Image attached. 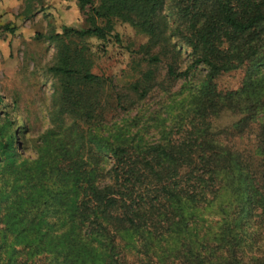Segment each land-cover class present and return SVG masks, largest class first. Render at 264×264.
Masks as SVG:
<instances>
[{
	"label": "trees",
	"instance_id": "obj_1",
	"mask_svg": "<svg viewBox=\"0 0 264 264\" xmlns=\"http://www.w3.org/2000/svg\"><path fill=\"white\" fill-rule=\"evenodd\" d=\"M68 1L77 25L35 35L55 51L38 156L0 164V264H264V0ZM116 21L149 39L125 90L85 45Z\"/></svg>",
	"mask_w": 264,
	"mask_h": 264
},
{
	"label": "rangeland",
	"instance_id": "obj_2",
	"mask_svg": "<svg viewBox=\"0 0 264 264\" xmlns=\"http://www.w3.org/2000/svg\"><path fill=\"white\" fill-rule=\"evenodd\" d=\"M24 3L25 0H0V26L14 30L13 33L0 30V96L4 98L0 107V164L5 162V166L12 147L18 148L15 166L37 158L38 139L49 128L52 81L43 73L52 63L55 51L35 35L58 30L59 22L76 26L79 19L77 8L68 0H45L44 10L30 17L23 15ZM165 14L169 15L168 11ZM113 30L114 35L106 41L90 38L85 45L94 60L92 72L111 78L114 89L125 90L136 77L135 64L143 65L149 39L120 21L114 23ZM156 52L154 49L151 53ZM159 70L162 77L163 66ZM237 79L225 77L221 83L230 82L235 87ZM160 96L154 94L139 109H155ZM28 126L31 130L26 132L24 127ZM5 171L8 178L9 167ZM128 254L129 264H139L134 254Z\"/></svg>",
	"mask_w": 264,
	"mask_h": 264
}]
</instances>
